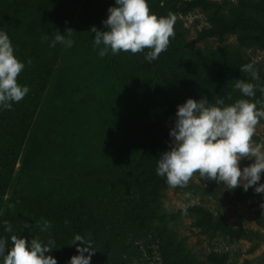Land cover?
I'll use <instances>...</instances> for the list:
<instances>
[{
    "label": "rangeland",
    "instance_id": "obj_1",
    "mask_svg": "<svg viewBox=\"0 0 264 264\" xmlns=\"http://www.w3.org/2000/svg\"><path fill=\"white\" fill-rule=\"evenodd\" d=\"M190 1L158 0L159 14H171L175 17L174 28L185 33L190 48L219 47L220 43L214 38L201 41L197 39L202 30L209 27L208 15L200 8L186 11ZM212 1H227L230 5L237 2ZM10 6L5 0H0V30L5 31L9 38H14L15 30L12 29L9 15L6 16L14 10ZM7 7L10 11H6ZM28 12L29 17L25 21L27 32L20 44L11 41L12 44L50 60L57 66L59 73L25 152L18 162L24 175L26 172L27 189L17 198H13L12 194L8 195L7 207L0 212V229H3L4 221L13 225L22 220L29 208L37 202L57 201L77 194V175L84 169H70L71 157L74 155L81 153L80 158H90L93 161L92 167L100 168H105L108 163L117 165L132 162L135 155L130 151V146L142 139L134 130L135 124L155 126L158 119L170 121L177 105L188 98L200 99L199 94L191 96L176 93L173 89L159 91L150 77L126 73L125 69L133 55L131 53L120 52L99 57L98 50L93 48L95 33L90 30L93 26L101 31L106 30L101 22L107 18L108 12L98 0H28ZM79 15L78 27L72 38L74 45L69 48L65 60H62L64 47L57 44L55 48H51L42 37L47 34L51 40L56 31L67 36ZM226 43L258 63L264 71V49L241 46L235 35L228 36ZM123 54H126V59L120 62L118 59ZM77 68L81 72L76 73ZM68 73L75 77L78 74V81L69 86L66 84ZM59 92L62 93L59 105L65 110L62 113L63 118L59 121L52 120L50 134L42 137L41 127L44 126L46 114ZM77 103L80 104L78 109L75 107ZM119 133L125 141L119 149L109 148L106 136ZM253 139L257 143H264V122L257 126ZM38 151L42 155L38 156ZM38 161L43 162L39 168L36 166ZM252 162L242 160L241 169ZM48 166L51 171L46 170ZM261 179L264 183V172ZM191 183L200 186L201 190L196 192L190 187ZM218 186L225 187L215 181H203L197 173L186 188L166 189L160 198L162 213L155 220V224L176 235L177 242L193 256L194 264H210L208 256L212 252L227 253L228 264H264V212L260 206H254L249 201L227 203L221 194L211 193L210 189H219ZM68 190L70 191L67 192ZM185 193L190 195L186 198ZM35 194H38V198H33ZM41 199L43 200L39 201ZM194 204L207 207L215 215L225 216L231 227L243 228L244 236L239 239L229 236L209 238L195 225V219L188 212L184 214L181 211L183 207L188 208ZM121 231L123 230L114 232L117 235ZM141 233L143 236L131 235L132 239L128 241L132 263L123 260L122 264H162L157 241L152 237L151 231L143 230ZM114 252L118 255L122 250ZM76 254L75 245L62 246L51 253L56 257L57 264H68L70 257ZM116 259L120 263L122 258L118 255Z\"/></svg>",
    "mask_w": 264,
    "mask_h": 264
},
{
    "label": "trees",
    "instance_id": "obj_2",
    "mask_svg": "<svg viewBox=\"0 0 264 264\" xmlns=\"http://www.w3.org/2000/svg\"><path fill=\"white\" fill-rule=\"evenodd\" d=\"M98 1L106 10L114 5V0ZM148 4L150 11L160 16L158 0H148ZM194 8L205 11L209 22V27L202 30L197 39L214 38L220 43L219 47L190 48L185 33L174 28L175 37L170 38L167 50L156 61L147 63L144 53L133 54L125 71L150 77L159 91L173 89L176 93L191 96L199 94L200 99H206L210 104H215L218 99L231 104L242 98L239 90H233L236 79L256 82L250 81L248 75L239 70L241 65L254 61L226 42L228 36L235 35L241 46L264 49V0H237L235 5L227 1L191 0L186 11ZM79 17L71 29V38L75 35ZM12 45L21 61L31 60V64L26 63L17 78L18 83L27 85L30 91L22 101L13 104L11 110L0 111V212L7 207L8 195L17 198L24 188V171L18 167V162L59 73L50 60ZM68 51L69 48L63 49L62 60H65ZM125 59L126 54H123L118 60L122 62ZM254 63L260 82L264 83V71L258 63ZM75 70L76 73L81 72L78 68ZM76 78L68 73L66 84H73ZM61 99L62 93L59 92L41 127L42 137L50 134L52 120L63 118L65 110L60 108ZM254 99L264 104V96L258 91ZM79 106L77 103L76 109ZM174 117L175 114L170 121L158 119L155 126L135 124L134 130L142 139L130 146L135 155L134 161L78 174L79 192L76 195L53 202L35 203L22 220L12 225V233L0 229V237L9 240L11 235H17L26 240L38 238L47 242L50 236L57 247L53 253L69 245L75 234H80L92 242L94 253L91 264H122L123 260L132 263L128 243L131 235L141 237L143 230H150L157 241L162 264H194L193 256L177 242L176 235L155 224L162 213L160 198L169 188L165 180L156 175L155 167L160 154L169 149V130ZM52 138L53 135L50 136ZM260 183H263L262 179ZM190 187L196 192L201 190L194 183ZM218 187L211 188V193L221 194L227 203L249 201L254 206L264 203V195L256 194L251 187L247 192L241 187L232 191ZM187 212L195 219V225L211 239L218 236L239 239L244 236L243 228L231 227L225 216L215 215L201 204L188 207ZM43 219L52 224L48 233L40 232L37 227ZM25 223L32 225L31 232L23 227ZM120 229L123 231L116 235L114 231ZM119 249L122 250L118 254L122 258L120 263L114 252ZM228 259L227 253L212 252L208 256L210 264H228Z\"/></svg>",
    "mask_w": 264,
    "mask_h": 264
},
{
    "label": "clouds",
    "instance_id": "obj_3",
    "mask_svg": "<svg viewBox=\"0 0 264 264\" xmlns=\"http://www.w3.org/2000/svg\"><path fill=\"white\" fill-rule=\"evenodd\" d=\"M107 12V18L101 22L106 30L95 26L90 30L95 33L93 48L101 58L120 52L144 53V60L152 63L167 50L170 38L175 37V17L152 13L148 0H114ZM71 37V32L65 36L56 31L51 40L47 34L42 40L48 41L51 48L57 44L71 48L74 45ZM26 63L31 64V60L21 61L8 34L0 30V111L11 110L13 104L29 93V87L17 80ZM239 70L256 83L236 79L233 90H239L242 98L235 102L225 104L223 99H218L210 104L203 98H188L177 105L169 130V149L160 154L155 167L156 175L169 188H186L198 173L202 180L215 181L229 191L241 187L247 192L251 187L256 194L264 195V183H260L264 143L253 139L257 126L264 121V104L254 99L257 91L264 96V83L260 82L254 62L241 65ZM242 160L253 162L241 169ZM189 195L185 193L186 198ZM260 208L264 212V203ZM181 211L186 214L187 207ZM23 227L32 231L31 224L25 223ZM37 227L40 232L48 233L52 224L43 219ZM3 229L6 233L13 231L7 221L3 222ZM9 240L0 237V264H57L56 257L51 255L57 247L50 236L47 242L17 235H11ZM69 245H75L77 254L70 257L68 264H91L94 250L90 239L75 234Z\"/></svg>",
    "mask_w": 264,
    "mask_h": 264
},
{
    "label": "crops",
    "instance_id": "obj_4",
    "mask_svg": "<svg viewBox=\"0 0 264 264\" xmlns=\"http://www.w3.org/2000/svg\"><path fill=\"white\" fill-rule=\"evenodd\" d=\"M8 4H11V9H14L12 10V12H10V14H7L6 16L10 17V23H11V26H12V29L15 30V37L14 38H10L11 41L13 43H16V44H20L22 38H23V35L27 32V24H26V20L27 18L29 17V12H28V0H5ZM46 2V1H45ZM47 3V2H46ZM8 8V7H7ZM37 8V6H36ZM10 9H6V11ZM24 10V11H23ZM7 17V18H8ZM11 29V30H12ZM14 44V45H16ZM17 46V45H16ZM19 47V46H18ZM64 76L66 75L65 73L63 74ZM76 77L78 78V74L76 75ZM76 78V81L74 83H76L78 81V79ZM81 81V80H80ZM73 83V84H74ZM108 134V133H107ZM112 135H107V139H108V143H107V146L109 148H116V149H119V147L122 145V143L125 141L124 137L121 136V134H114L112 137H110ZM132 136V134H131ZM50 149V147H49ZM51 150H53V148H51ZM49 151V150H48ZM52 152V151H50ZM38 156L42 155L41 151H38ZM78 155V156H77ZM81 157V153H78L76 155H74L73 157H71V165H70V169H84L82 172H86V171H89V170H92V169H98L100 167H92L93 165V161L90 160V158L88 159H85L83 160V158H80ZM43 162L41 161H38L37 163V168L40 167V165L42 164ZM113 164H106V167L108 166H112ZM35 166V165H34ZM46 166V165H45ZM46 170L49 171L50 168L49 166L46 167ZM51 171V170H50ZM81 172V173H82ZM49 175H52V177L55 178V176L53 175L52 172H49ZM26 172H25V175H24V188L22 189L21 194H23V192L26 191L27 189V182H26ZM76 178V177H75ZM73 187H74V183L71 185V189L73 190ZM70 190H68L67 192H69ZM78 192H79V187H78ZM65 193V192H64ZM76 195V194H75ZM35 196V197H34ZM33 196V198H38V194H35ZM39 198H41L39 196ZM43 199L39 200V201H42ZM48 202H53V201H48Z\"/></svg>",
    "mask_w": 264,
    "mask_h": 264
}]
</instances>
